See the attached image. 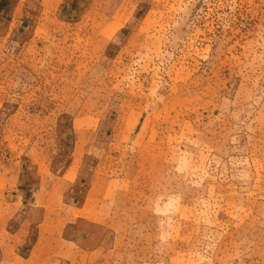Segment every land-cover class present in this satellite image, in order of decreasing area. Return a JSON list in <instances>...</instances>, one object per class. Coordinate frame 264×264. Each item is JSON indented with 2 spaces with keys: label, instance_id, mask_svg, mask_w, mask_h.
<instances>
[{
  "label": "rangeland",
  "instance_id": "obj_1",
  "mask_svg": "<svg viewBox=\"0 0 264 264\" xmlns=\"http://www.w3.org/2000/svg\"><path fill=\"white\" fill-rule=\"evenodd\" d=\"M0 190V264H264V0H0Z\"/></svg>",
  "mask_w": 264,
  "mask_h": 264
},
{
  "label": "crops",
  "instance_id": "obj_2",
  "mask_svg": "<svg viewBox=\"0 0 264 264\" xmlns=\"http://www.w3.org/2000/svg\"><path fill=\"white\" fill-rule=\"evenodd\" d=\"M66 176H63V178H65ZM6 194V191L2 192L0 190V199H5L4 196ZM5 201V200H3ZM8 202V201H7ZM6 202V203H7ZM19 204L18 203H10V204H5L3 206V204H1L0 201V224L6 223L7 221H9V219H11L15 214H17L19 212ZM45 225V222L43 224H41V227H43ZM21 231H17L16 235H22Z\"/></svg>",
  "mask_w": 264,
  "mask_h": 264
}]
</instances>
